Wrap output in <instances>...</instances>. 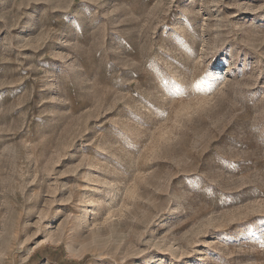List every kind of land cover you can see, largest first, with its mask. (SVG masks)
<instances>
[{"label": "rangeland", "instance_id": "1", "mask_svg": "<svg viewBox=\"0 0 264 264\" xmlns=\"http://www.w3.org/2000/svg\"><path fill=\"white\" fill-rule=\"evenodd\" d=\"M0 264H264V0H0Z\"/></svg>", "mask_w": 264, "mask_h": 264}]
</instances>
